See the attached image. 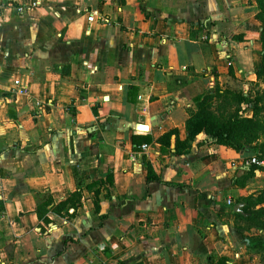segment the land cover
I'll return each mask as SVG.
<instances>
[{
    "label": "crops",
    "instance_id": "obj_1",
    "mask_svg": "<svg viewBox=\"0 0 264 264\" xmlns=\"http://www.w3.org/2000/svg\"><path fill=\"white\" fill-rule=\"evenodd\" d=\"M257 13L0 0V264H264L239 229L264 167L186 130L215 88H264Z\"/></svg>",
    "mask_w": 264,
    "mask_h": 264
},
{
    "label": "trees",
    "instance_id": "obj_2",
    "mask_svg": "<svg viewBox=\"0 0 264 264\" xmlns=\"http://www.w3.org/2000/svg\"><path fill=\"white\" fill-rule=\"evenodd\" d=\"M254 2L258 7L256 19L260 23L261 29L260 44L262 56V65L256 73V77L259 84L264 85V0H254ZM261 93L262 96L257 98V102L252 103L254 109L252 118L240 116L241 106L243 104H251L248 96L234 94L230 91H223L217 88L207 93L199 100L196 110L191 112L186 123L188 139L193 140L199 134L204 133L208 140L213 141L217 145L237 152H256L257 156L252 157L263 160L264 152L258 151V147L262 145L259 144V140L264 137V122H262L263 119L259 117L258 113L264 111V88ZM218 100L220 106L217 108V112H214L212 111V104L213 101ZM232 102L237 105V108H235L236 110L232 114L229 113L227 115L226 110ZM260 104L262 106H259ZM251 168H253L252 170L262 169L261 167ZM49 200L46 199L41 205H38L36 210L39 220L44 222L46 221L45 214L48 211L47 207L51 204ZM243 203L245 204L244 213H248V198L243 200ZM239 217L242 218V214Z\"/></svg>",
    "mask_w": 264,
    "mask_h": 264
},
{
    "label": "rangeland",
    "instance_id": "obj_3",
    "mask_svg": "<svg viewBox=\"0 0 264 264\" xmlns=\"http://www.w3.org/2000/svg\"><path fill=\"white\" fill-rule=\"evenodd\" d=\"M261 50V44H260ZM249 91H243L247 93L248 99L250 100L249 104H243L240 109V116L246 118H252L254 115L253 104L257 102V98L262 96L263 88L257 85L254 88L248 89ZM227 91V90H226ZM242 95V94H241ZM220 102L213 101L212 111L217 112V108H219ZM259 106H262L261 104ZM237 108V105L232 102L228 105L226 110V114H232ZM196 110V109H195ZM220 112V110H219ZM259 117L263 119L264 122V111H260ZM259 144H262L261 147H258V151L264 152V137L259 140ZM252 156H257L256 152H250ZM258 190V189H257ZM254 190L252 194L248 197V213H242V224L239 227L241 229V234L243 238V242L245 246L248 248L249 255L253 257H257L264 261V188L261 190ZM252 219H250V217ZM248 219V220H247Z\"/></svg>",
    "mask_w": 264,
    "mask_h": 264
},
{
    "label": "built area",
    "instance_id": "obj_4",
    "mask_svg": "<svg viewBox=\"0 0 264 264\" xmlns=\"http://www.w3.org/2000/svg\"><path fill=\"white\" fill-rule=\"evenodd\" d=\"M89 21L90 22L93 21V16H90ZM142 149L145 150V149H147V147L144 146V147H142ZM244 166L247 167V168H250V167H264V159L263 160H259L256 157L249 158V159L245 160ZM228 206H232V202L230 200H228Z\"/></svg>",
    "mask_w": 264,
    "mask_h": 264
},
{
    "label": "water",
    "instance_id": "obj_5",
    "mask_svg": "<svg viewBox=\"0 0 264 264\" xmlns=\"http://www.w3.org/2000/svg\"><path fill=\"white\" fill-rule=\"evenodd\" d=\"M241 208H242L241 205L237 206V207L235 208V212H236V213H237V212H241V211H240Z\"/></svg>",
    "mask_w": 264,
    "mask_h": 264
}]
</instances>
